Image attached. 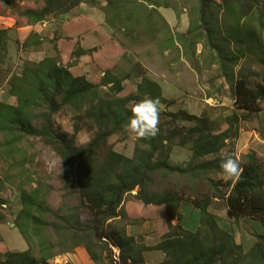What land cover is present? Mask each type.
<instances>
[{
  "label": "trees",
  "instance_id": "16d2710c",
  "mask_svg": "<svg viewBox=\"0 0 264 264\" xmlns=\"http://www.w3.org/2000/svg\"><path fill=\"white\" fill-rule=\"evenodd\" d=\"M25 1L30 0H20ZM104 1L101 7L97 0H43L41 7L24 9L18 16L34 26L67 14L81 4L99 7L113 34H121L136 46L156 41L161 56L176 53V60L190 62L196 71L200 70L201 58L205 69L216 66L231 90L234 109L250 113L251 117L261 112L264 76L262 84L249 88L248 78L258 74L244 68L241 62L256 61L264 68V0H195L193 5L189 2L191 6L181 5L182 0ZM0 2L12 10L11 0ZM184 8L189 26L185 33L174 34L158 10H172L179 18ZM42 42L32 33L16 44L29 50ZM85 53L76 48L72 57ZM6 55L7 32L1 28L0 63ZM237 67L239 72L235 75L233 69ZM141 77L133 92L119 97L113 94V87L128 75L119 79L107 71L98 84L74 77L60 64L55 47L51 55L38 62L24 61L20 73L11 77L7 93L15 102L0 101V161L8 167L6 182H18L21 208L13 224L27 250L7 253L0 264H54V258L77 248H83L93 264H145L143 254L150 251L163 254L158 264H264V234L256 235L255 244L244 254L233 234L220 228L208 212L212 202H223L229 221L238 224L246 219L258 222L264 229L262 169L255 157L237 160L230 148L239 136L241 118L236 111L225 119L227 128L219 133H212L206 112L197 117L182 111H164L157 136L136 138L131 158L112 149L100 153L111 136L126 132L124 126L132 115V104L145 98L159 99L166 109L176 104L163 96L157 82L146 74ZM63 107H69L78 121L90 120L88 130L95 133L85 147L75 145V135L81 130L77 123L73 125L74 135L57 128L54 115ZM178 121L191 124L189 129H183L192 136L191 159L183 167L169 164L176 133L163 129V122L175 125ZM30 138L38 139L61 160L65 201L56 211L46 205L51 187L43 183L38 163L28 153L25 143ZM224 149L240 163L243 172L239 178L222 184L207 175H224L220 168ZM159 171L164 178L187 177L194 195L185 196L177 186L152 191L154 175ZM203 184L206 192L202 191ZM128 198L144 205L166 207L167 231L156 246L137 243L127 234L126 227L138 223L126 213ZM72 201L74 205H70ZM3 204L5 201L0 199ZM184 204L199 211V226L194 233L182 226L180 208ZM112 249L119 251L116 260Z\"/></svg>",
  "mask_w": 264,
  "mask_h": 264
},
{
  "label": "rangeland",
  "instance_id": "374dc122",
  "mask_svg": "<svg viewBox=\"0 0 264 264\" xmlns=\"http://www.w3.org/2000/svg\"><path fill=\"white\" fill-rule=\"evenodd\" d=\"M97 1L101 7H104V0ZM215 1L218 3L220 2V0ZM189 2L193 5L195 0H182L181 5ZM190 3L189 6H191ZM11 4L12 10H9L0 2V25L6 26L8 24H14L11 30L17 29L18 31H24L27 25H25L24 19L18 16V13L27 8L41 7L43 0H30L24 3L20 2V0H11ZM97 9L102 13L99 7ZM158 11L168 23L172 33H185L187 31L189 17L185 8L181 9L179 18L175 16L172 10L159 9ZM102 15L104 18L103 13ZM107 28L112 33V40L122 47L128 53L133 63L136 64L137 71L134 70L135 75L138 74V72L140 74H146L149 79L160 85L163 96L165 95L169 100H175L176 104L167 109L165 105L160 104L159 123L162 120V113L164 111L168 113H178L182 111L197 117H201L202 114L206 112L210 119L212 133H219L227 128L225 119L236 111L237 115L241 118L239 133L240 130H242L243 133H248L250 135V145L256 141L257 142L254 144H259L258 140H254V136H264V117H259V119L257 117L260 113L264 114V102L259 104L261 112L253 117L250 116V113L236 110L233 107L231 90H229L224 79L220 77L219 73L216 71V66H212L210 70L205 69L202 59L200 58L198 61L200 70L196 71L192 68L190 62L183 59L179 61L176 60V53H167L165 56H161L156 41L147 39L148 41L141 46L131 45L121 34L117 32L113 34L114 31L109 27ZM6 32L8 31L6 30ZM31 34H29L28 37ZM28 37H26V39ZM19 48L20 47L16 44L15 36L12 33H7V55L0 63V101L9 104H13L15 99L10 97L7 93L8 82L13 75L20 73L22 64L24 61H28L27 58L29 56V50ZM197 49L198 53L202 50L201 46H198ZM241 63L244 68L258 74L257 77L248 78L249 88L254 89L257 85L262 84V78L264 76L263 66L256 61H242ZM138 65H140V67H138ZM238 72V67L233 69L235 75H237ZM127 83L128 82H124L122 85H124V87L128 86L129 84ZM112 92L114 95L123 97L120 85L113 87ZM132 106H134V104H132ZM166 118L167 117H164V119ZM54 121L60 131L68 133L69 135H74L73 125L76 123L79 125L81 130L75 135V145L80 148L85 147L95 133V131L90 132L88 130L90 120L86 118H83L81 121L76 120L69 107H63L59 113L54 115ZM259 121H262V124ZM164 123L165 122H163V129L166 127L164 130L166 133H176L171 145V154L168 160L169 164L183 167L191 159L192 141V136L183 129H189L191 124L181 121H178L175 125H165ZM135 139L136 138L127 131L125 133L113 135L107 140L105 148L101 149L100 153L104 154L107 150L112 149L117 153L131 158L134 152ZM25 146L28 149V153L33 155L35 163H38L37 171L39 177L45 185L51 187L46 198V205L51 210L56 211L65 201L63 198V183L60 177L62 172L61 160L50 148L44 146L38 139L30 138L29 142L25 143ZM230 148L233 149L234 156L237 155V140L234 141ZM251 148L256 149L257 153H262L264 156V150L260 149L258 146L252 145ZM225 151L226 149H224L222 153ZM248 151L250 152L249 156H255L253 150L250 149ZM245 158L246 157H242L241 161H244ZM7 170V165L0 161V182L3 183L2 186L0 183V199L5 201V204L0 205V262L4 260V256L9 252H23L27 250V244L14 228L13 224L16 214L21 208L19 194L17 192L18 182H6V176L8 175ZM207 176L214 181H220L222 184L229 181V178H226L222 174L209 173ZM175 186H177V190L185 196L194 195L193 191L189 188L190 184L187 177L178 178L177 176H171L169 178H164L161 171L154 175V185L151 187V190L159 192L162 189L175 188ZM202 191L206 192L205 184H203ZM129 201L140 203L128 198L127 202ZM212 204L214 210H219L224 207L223 202L214 201ZM70 205H74V201L70 202ZM212 211L213 210H210L209 212L208 210L210 214ZM217 218L220 219L219 222H217L219 227L223 230L226 228L225 230L233 234L235 244L241 246L244 254L255 244V236L263 235L264 233V229L258 222H251L243 219L238 224H235L228 220L227 215L217 216ZM49 220H51L50 217ZM133 221H138L139 223L141 220ZM112 250L116 260L119 251L116 249ZM75 255V252L62 254L54 258L52 263L74 264L76 262L77 264H84L82 257ZM34 256L38 257L37 251H34Z\"/></svg>",
  "mask_w": 264,
  "mask_h": 264
},
{
  "label": "crops",
  "instance_id": "0c3cea01",
  "mask_svg": "<svg viewBox=\"0 0 264 264\" xmlns=\"http://www.w3.org/2000/svg\"><path fill=\"white\" fill-rule=\"evenodd\" d=\"M24 22L27 25L25 20ZM12 25L14 24L0 25V29L6 28L7 33H12L15 40L20 43L31 33H36L43 40L41 45L29 49L27 60L30 62H38L51 55L55 47L59 54L60 64L67 67L74 77H83L90 83L98 84L107 71L119 79H123L128 75L129 78L121 80V83L116 85L121 86L122 96H125L127 92H133L135 85L141 81L142 74L138 72L135 75L134 70L137 71L136 64L130 59L128 53L112 40V33L105 25L102 13L95 7L81 4L56 19L34 26L27 25L24 31L11 30ZM76 48L86 51V53L74 58L72 53ZM101 73H103V76L100 75ZM124 82H128L129 85L124 87L122 85ZM257 117L258 119L264 117V114L260 113ZM259 122L262 124V121ZM258 136L255 135L254 140H258L259 144H254L256 141L250 145V135L240 130L237 139L236 158L240 161L242 157L248 158L250 157L248 150H253L254 157L257 159L264 176V156L262 153H257L256 149L251 148L253 145L264 150V136ZM125 210L130 219L141 220L137 225L127 226V234L132 236L137 243L144 244L147 247L156 246L167 231L168 216L166 207L164 205H144L129 201L126 203ZM208 210L209 212L213 210L211 214L216 218L217 216H226L225 205L219 210H214L212 204ZM180 213L183 216L182 226L194 233L198 228L199 211L193 209L190 205L184 204L180 208ZM216 220L219 222L220 219L217 218ZM173 224H176V222L173 221ZM74 252L82 257L84 264H92L83 248H77ZM143 258L145 264H158L163 259V254L159 251H150L145 252Z\"/></svg>",
  "mask_w": 264,
  "mask_h": 264
},
{
  "label": "clouds",
  "instance_id": "9594fccd",
  "mask_svg": "<svg viewBox=\"0 0 264 264\" xmlns=\"http://www.w3.org/2000/svg\"><path fill=\"white\" fill-rule=\"evenodd\" d=\"M103 76V73L100 74ZM132 115L125 124V131L137 139H147L157 136L160 121V101L156 98H145L131 109ZM220 168L226 178H239L243 169L234 156L225 152L220 162Z\"/></svg>",
  "mask_w": 264,
  "mask_h": 264
}]
</instances>
